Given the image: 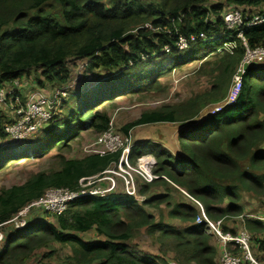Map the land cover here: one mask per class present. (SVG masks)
<instances>
[{
	"label": "trees",
	"instance_id": "1",
	"mask_svg": "<svg viewBox=\"0 0 264 264\" xmlns=\"http://www.w3.org/2000/svg\"><path fill=\"white\" fill-rule=\"evenodd\" d=\"M152 1L0 0V84L33 73L39 89L62 86L72 81L71 64L76 61L84 62V76L93 83L67 96L60 114L19 144L5 141V117L0 112V170L57 152L48 171L0 189L1 230L46 191H77L81 179L100 176L117 162L119 154L68 157L71 143L82 133L98 136L109 129V109L115 108L117 97L164 92L160 79L193 62H200L195 74L209 79L204 91L144 111L122 128L127 135L142 125L186 126L177 136L181 156L160 147L147 153L156 163L153 173L167 181L139 185L138 194L162 186L163 196L140 203L125 192L79 198L55 216L56 226L36 222L6 234L0 264H25L51 244L68 246L75 264H166L164 258L170 254L176 264H217L218 245L195 224V204L186 197L182 202L174 200L173 192L180 194L178 190L200 203L210 220H222L223 232L235 235L227 224L242 218L243 228L253 235L250 244L263 255L257 260L264 264V221L248 220L244 207L252 201L255 214L264 217V65L246 68L242 89L231 106L198 121L205 108L225 98L244 55L243 41L249 49L264 47V22L244 26L242 41L235 31L225 29L219 17L221 4L207 9L210 0ZM225 2L244 13H264V0ZM200 34L214 40L178 51L180 37ZM228 43L236 48H224ZM147 154L130 153V163L135 164V156ZM160 207L167 212L160 211L158 219L144 209ZM170 220L178 221L182 229L171 226ZM142 231L154 238L159 255H146L130 245ZM90 232L102 240L80 239Z\"/></svg>",
	"mask_w": 264,
	"mask_h": 264
},
{
	"label": "rangeland",
	"instance_id": "2",
	"mask_svg": "<svg viewBox=\"0 0 264 264\" xmlns=\"http://www.w3.org/2000/svg\"><path fill=\"white\" fill-rule=\"evenodd\" d=\"M148 3L153 2L152 0H147ZM215 4H221L223 6V10L220 11V20H223V15L227 10H230L232 7L228 6L229 8L225 7L226 2L225 0H210L207 3L208 6H212ZM225 7V8H224ZM211 58V57H210ZM209 58V59H210ZM213 62V60H211ZM200 62H193L187 64L185 67H182L179 70L172 71L171 73L163 76L160 79L161 84L163 87L166 88L164 92L152 93L149 96H142L139 97L138 95L133 96H124V97H117L115 100V108L109 109V116L110 121L112 123L111 128L108 129L106 133L109 136H96L91 134L90 132H84L76 139L73 147L72 153L68 155V157H72L74 159H82L89 154H104L109 151L108 144H119L120 148L123 144L122 142L127 139L130 143L135 144L136 138L146 137L149 139H154L155 144L150 149H154V147H161L165 148L166 144H176V125H151L146 127H137L136 129H131L127 135L122 132V128L136 121L142 112L152 110L164 105H172L179 103L187 98L200 93L208 88L209 79L207 77L197 76L195 74V70L198 68ZM72 81L65 83L62 86H55V87H47L45 89H39L35 85V77L33 73L29 76H24L22 79L20 78L18 81L19 83L22 81L28 83V87H36L37 89H32L33 92H36L38 95L44 97L55 96L56 93L64 91L68 94V96L72 93H79L83 90L90 87L93 83L90 80V77L84 76V67L85 64L82 61H76L72 63ZM64 86V87H63ZM30 91V90H29ZM35 93V94H36ZM68 98V97H67ZM66 98V99H67ZM209 107V106H208ZM207 109L205 108L200 115L199 120L205 119L208 115L205 113ZM0 112L5 117L4 124H6L7 120L9 119V112L8 110L0 104ZM177 127V126H176ZM7 142V139L5 140ZM9 141V140H8ZM133 144V145H134ZM185 146V144H182ZM166 149V148H165ZM167 150V149H166ZM169 152V151H168ZM49 157H45L41 160H22L18 163H10L5 166L3 169L0 170V189L1 188H9L15 185L23 184L30 175L40 172V171H48L52 164L55 163L54 156L57 154L55 150H53ZM150 155V154H147ZM140 157H143L140 156ZM145 158V157H144ZM150 158L152 161L155 160L152 157ZM130 162V160H129ZM137 162V160H136ZM135 162V163H136ZM130 164V163H129ZM112 166L107 169L102 175L89 177L85 179H81L79 181V186L82 189L88 190H96V189H104L103 183L108 184L107 181L110 178V171ZM118 183L115 180V187L111 193H114L116 188L122 189L126 193L125 186L122 184L123 181L121 178H118ZM121 180V181H120ZM124 183V182H123ZM141 183V184H140ZM143 182L140 180H136L135 182V196L133 197L139 203L143 202V198L138 194L137 186L142 185ZM175 188V187H174ZM179 189V188H178ZM180 194L176 191L173 192V197L176 202L184 201V196L182 191L178 190ZM46 194V192H45ZM44 194V195H45ZM110 194V193H109ZM65 195V194H64ZM63 195V197H64ZM94 197H101L100 195H94ZM187 198V197H186ZM62 196L59 192L50 191L46 194V196L42 197V199H38L30 203L28 206L22 209L20 216H17L13 219L12 223L3 226L2 230L0 229V235L5 236L9 232L16 229L17 225L21 223L23 226L29 225L31 223L36 222H43L48 223L56 226L55 216L60 214L59 212V202L61 201ZM69 207V206H68ZM67 207V208H68ZM245 207V216L248 220H254L253 216H256L254 209H250L248 204L244 205ZM161 209L152 210L150 208H144L147 212L151 211L152 214L159 218L160 211L163 215L166 214L167 209L164 207H160ZM66 211V210H65ZM63 212V211H62ZM171 221V220H170ZM231 224H233V231H236V234L232 236H236L242 230L241 228L244 227L243 219H231L229 220ZM238 221V222H237ZM228 233V232H227ZM253 235L249 236V241ZM81 240L95 242L97 237L93 232L89 234L81 235ZM214 242L216 244V239L214 238ZM135 243L138 246V250L146 255H159L158 253V245L155 243L154 238L148 236L144 231H142L138 236L134 239L133 242L130 243L133 246ZM4 245L0 243V249L3 248ZM53 246H58L54 249ZM217 246V244H216ZM251 252L258 264H261V258L263 255L258 254L257 250L253 249L252 245L250 244ZM54 251L52 252V250ZM220 250V248H219ZM37 252V253H36ZM33 257L25 264H75L72 259V252L68 246H59L57 244L49 245L44 247L43 249L36 251ZM219 257L220 251H217L216 262L219 264ZM260 261H258V260ZM166 264H176L173 260V255L170 254L169 256L164 258Z\"/></svg>",
	"mask_w": 264,
	"mask_h": 264
},
{
	"label": "built area",
	"instance_id": "3",
	"mask_svg": "<svg viewBox=\"0 0 264 264\" xmlns=\"http://www.w3.org/2000/svg\"><path fill=\"white\" fill-rule=\"evenodd\" d=\"M263 22L264 13L260 15L248 14L241 10L231 8L223 15L225 29L229 32L235 31V37L240 38L242 41V28L244 26L254 27L261 25ZM213 40L214 38L208 39L203 34L191 36L189 39L180 37L176 42V47L178 51L182 52L198 41L207 43ZM243 45L245 48L244 55L232 76L231 84L225 98L221 102L206 108L207 110L205 113L213 115L220 112L224 107L231 106L242 89L246 68L255 64L264 65V47L249 49L244 41ZM224 48L233 51L236 48V45L234 43H228L224 44ZM168 51L169 50H166V52ZM67 96L68 94L64 91L56 93L54 97H44L40 95L24 105L21 99L20 83L18 80H14L5 85L0 84V104H2L9 112V119L4 126L6 139L13 144H19L36 136L49 122L60 114L61 104L66 100ZM111 125L112 123L110 121L109 128H111ZM107 131L100 136H109V134L106 133ZM121 144H123L121 148L119 144H108L107 147H109V151L107 153H96V155L99 156L119 154L117 162L112 165L110 171L111 176L107 180L109 181L107 187L104 189H96L93 191L88 189L81 190L79 186L77 191H70L68 189H52L46 191V194L50 191L59 192L62 196V199L59 202L60 207L58 208L60 214H57L58 216L65 212L70 203L79 198L94 197L96 194L103 197L111 193L115 187V180L117 182L119 180L118 178L123 180L120 181L125 186L126 194L132 197H134L136 193V180L142 181L143 184H151L158 179L167 181V179L159 177L153 173L156 163L150 158H140L134 165L131 164L129 158L134 145L127 139ZM46 194L43 196L45 197ZM182 194L186 196L188 200L192 201L198 210L195 224L201 226L205 234L216 239V244L220 248L219 264H258L250 249V235L245 230H242L236 236L223 232L222 220H210L206 216L200 203L193 200L183 191ZM21 212L22 210L19 212L18 216H20ZM21 227H23V225L19 223L16 228ZM2 241L3 236L0 235V243Z\"/></svg>",
	"mask_w": 264,
	"mask_h": 264
},
{
	"label": "crops",
	"instance_id": "4",
	"mask_svg": "<svg viewBox=\"0 0 264 264\" xmlns=\"http://www.w3.org/2000/svg\"><path fill=\"white\" fill-rule=\"evenodd\" d=\"M209 7L210 6H208V5L206 6L207 9ZM225 7L229 8L227 5ZM253 12H255L254 14H259L260 15L259 11L254 10ZM255 65H257V64H255ZM36 87L35 88L32 87V86L31 87H28V83L27 82H23V83H22V81L20 82L21 99H22V103L24 105L27 104V103H29L33 99L37 98L38 96H40L36 92H33L32 91V89H37L38 88V87L37 88ZM164 124L165 123H157V124L142 125V126H138V127H146V126H151V125H164ZM167 125H171V124H167ZM176 126H175V129L177 131L176 132V137H177L181 131L185 130L186 126H183V127L180 126V125H176ZM136 128L137 127L133 128V129H136ZM135 141H136L135 144L133 143L134 144V147H133V149L131 151V156L135 152H139V150H141L142 152H144L146 154L147 153H151V150H153V149H150V148L155 145V144H152V143H155L154 142L155 141L154 139H149V138H146V137L136 138ZM165 148H162V149L166 150L167 152L169 151V153H171L172 155L176 156L177 158L179 156H181V153L179 151L178 144H177V138H176V144H166ZM144 157H151L152 158L153 156L152 155H143V157L135 156L134 163L136 162V160H138L140 158H144ZM102 183H103V186L104 187H107V184L106 183H104V182H102ZM118 183H120V182L117 181V184ZM140 186H142V185H140ZM115 192H124V191H122V189H119V187H117L116 190H115ZM164 194H165V191H164V189H163L162 186H155V187H152L145 195H139V196L142 197L143 198L142 201H144V200H149L151 198H157V197L163 196ZM247 204L250 207V209H253V207L255 206V203L252 202V201H248L247 200ZM148 213H151L152 214L151 211H149ZM252 218H254V220H258L259 219L261 222L264 221V217L262 215H256V216H253ZM170 225L173 226V227H175V228H177V229H182V224H180L178 221H175V220L170 221ZM227 227H228V229L231 230V229H233L234 226H233V224H231L230 222H228ZM241 230H245V229L244 228H241ZM87 234H89V233H87ZM95 237H97V240L96 241H101L102 240V238L98 237L96 234H95ZM80 238H81V236H80ZM85 242H91V241L85 240ZM53 245H55V244H53ZM57 245H59V244H57ZM59 246H61V245H59ZM133 246H135L137 249H139L138 246L135 243H133ZM53 247L55 249L58 246H53ZM54 249L52 250V252L54 251ZM148 255H150V254H148ZM151 256H154V255H151Z\"/></svg>",
	"mask_w": 264,
	"mask_h": 264
}]
</instances>
